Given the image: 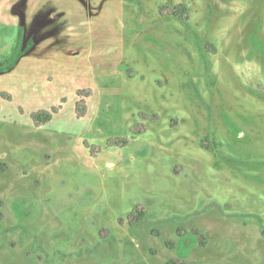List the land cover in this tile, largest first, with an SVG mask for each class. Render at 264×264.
<instances>
[{
    "label": "rangeland",
    "instance_id": "obj_1",
    "mask_svg": "<svg viewBox=\"0 0 264 264\" xmlns=\"http://www.w3.org/2000/svg\"><path fill=\"white\" fill-rule=\"evenodd\" d=\"M0 162V264H264V0H0Z\"/></svg>",
    "mask_w": 264,
    "mask_h": 264
},
{
    "label": "trees",
    "instance_id": "obj_2",
    "mask_svg": "<svg viewBox=\"0 0 264 264\" xmlns=\"http://www.w3.org/2000/svg\"><path fill=\"white\" fill-rule=\"evenodd\" d=\"M182 11H183V13H187V11H188V10H187V7H186V6H183ZM34 119H35L36 123H39L40 121H42V119L44 120V122H49V121L52 119V116H51V114H45V113H42V114H37V115H35V116H34ZM207 141H208V140H207ZM209 143H210V142H209ZM212 145H215V143H213V144H209V145L207 146V148H208L209 150H214L215 147L213 148ZM202 146H203V147L205 146L204 143H202ZM3 167H5L4 164H2V163L0 162V173H2V172L5 171V170L3 169ZM139 221H140V220H139V218H138L137 223H138ZM137 225H138V224H137Z\"/></svg>",
    "mask_w": 264,
    "mask_h": 264
},
{
    "label": "crops",
    "instance_id": "obj_3",
    "mask_svg": "<svg viewBox=\"0 0 264 264\" xmlns=\"http://www.w3.org/2000/svg\"><path fill=\"white\" fill-rule=\"evenodd\" d=\"M188 4H190V2H188Z\"/></svg>",
    "mask_w": 264,
    "mask_h": 264
}]
</instances>
